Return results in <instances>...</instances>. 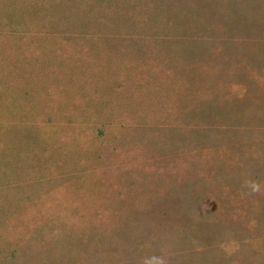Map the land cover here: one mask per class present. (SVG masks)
I'll use <instances>...</instances> for the list:
<instances>
[{
	"label": "rangeland",
	"instance_id": "obj_1",
	"mask_svg": "<svg viewBox=\"0 0 264 264\" xmlns=\"http://www.w3.org/2000/svg\"><path fill=\"white\" fill-rule=\"evenodd\" d=\"M158 259L264 264V0H0V264Z\"/></svg>",
	"mask_w": 264,
	"mask_h": 264
},
{
	"label": "clouds",
	"instance_id": "obj_2",
	"mask_svg": "<svg viewBox=\"0 0 264 264\" xmlns=\"http://www.w3.org/2000/svg\"><path fill=\"white\" fill-rule=\"evenodd\" d=\"M254 190H255V187H254ZM157 264H164L163 259H158V260H157Z\"/></svg>",
	"mask_w": 264,
	"mask_h": 264
}]
</instances>
